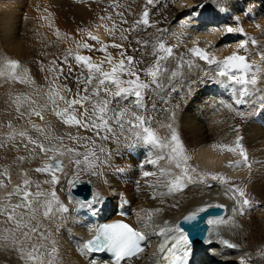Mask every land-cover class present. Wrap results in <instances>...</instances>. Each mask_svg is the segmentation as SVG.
Segmentation results:
<instances>
[{"label":"bare ground","instance_id":"6f19581e","mask_svg":"<svg viewBox=\"0 0 264 264\" xmlns=\"http://www.w3.org/2000/svg\"><path fill=\"white\" fill-rule=\"evenodd\" d=\"M182 3L188 7H182ZM113 4L118 5V0H0V69L4 68L7 60L18 61L21 68L17 70V73L23 75V69H27V74L34 81V83L21 84L12 80L8 71L4 75H0V145H2L0 146V172L7 170L11 175V181L0 176V179L7 184L6 189H0V199L4 197L7 191H12L16 184H22L25 178L21 175L23 172L27 173V179L41 183V190L47 191L49 189L48 185H43V181L49 177L34 171V168L43 166L45 161L27 159L24 162L19 161V156L28 157L29 152L24 149L21 140H7L11 133L27 131L34 139H40L48 146V141L33 130L32 125L37 124L45 128L46 132L52 136L69 137L71 134L72 136H88L95 139L94 134L90 131H88L89 134H86L84 129L77 130L76 127L63 124L51 111L50 103L43 112L44 120H40L38 117H32L29 120L27 116L21 118L16 111V101L19 97L20 111L22 112L27 111L30 100H35L36 105L33 106L39 107L46 102V94L50 87L53 90H58L61 95L69 99L67 90L64 88L65 85H61V82L58 81L60 74L53 70L55 66L51 63L52 56L57 53L59 47L65 45L60 44L63 45L60 46L58 43L68 41V33L71 31H68L69 29L75 28L81 21L87 23L94 20L104 7ZM129 4H131L129 7L132 11V6L135 3L130 2ZM194 4L193 0H174L171 3L166 0H154L151 5L156 7L153 9H159L164 14L162 17L164 26L170 20H174L172 24L178 28L179 33L173 32V34H177L175 36L178 37L175 39L176 43L182 44V47H178V50L173 54L171 61L169 60L163 68L170 71L174 63H181L186 65L182 67V71L189 72L190 76L184 80L177 79L168 87L166 84L172 77V75H168L162 83V88L147 91L149 102L154 103L156 108L168 106L162 114L157 113L156 108L147 106V118L150 121L147 126L153 128L158 135L163 137L170 138L175 133L183 143L186 154L190 158L187 161L189 167L195 168L197 172L201 173L223 175L229 182L242 188L247 199L256 200L254 203L251 202L254 207L244 215L234 216L232 209L235 204L234 200L230 198L232 193H225L228 185H221L210 180L209 183L213 185L210 189L204 185H189L181 192L166 197V203L161 204L159 192L165 189L147 187V185L157 184L165 179L157 166L148 163L160 154V149L155 143L149 142L144 133H142V137L134 135L135 145L142 146L143 151H147L146 157L148 158L143 160L141 164L144 171L156 173L155 176L148 178L140 175L138 180H134L136 174L131 171V167L138 166L135 156L136 154L143 156V152L136 146L127 149L123 145L120 138V135H123L122 129L126 130L125 136L129 137L132 134L128 129L130 119L123 117V127H120L115 123L114 115L111 114L112 111L116 112V109L108 108L110 112H107L106 117H110L113 131L102 134L108 135L109 139H97L95 146L89 144L88 148L81 147L82 152H89L95 147L99 156L95 174L83 175L93 178L98 185L95 197L85 204L71 197L68 188L62 185L53 186L60 201L70 211L63 214V223H59L57 217L51 222L50 227L48 220L38 217L45 227H49L50 239L56 241L55 247L58 251L49 257L54 264H89L88 255L80 254L77 241H84L88 231L91 230L92 225L89 224V221L98 222L99 219L105 218L108 214L113 219L120 218L116 215L119 201L121 204L126 201L127 205L135 208L131 222L136 221L140 224L137 220V213L145 215V219H147L146 214L153 212L151 225L159 226H163L165 221L175 225L177 220L207 203L226 204L228 213L223 217L225 223L211 225L209 238L201 247L209 246L212 243L213 235L219 232L225 237L222 236L220 241L208 247L221 254L222 257L217 259L218 264H231L230 258L232 257L234 261L239 263L241 260L237 255L243 251L240 244L247 247L242 259L251 264H264V0H225V13L219 8L220 10L216 11V13L219 12L218 15L213 14L217 8L203 13L199 9L194 11ZM142 6L141 9L139 8L140 10H137V18L143 15L144 8ZM242 6L250 9V11L247 15L239 16V10ZM119 8L123 11L121 6ZM54 12L60 16L59 21ZM125 12L124 15L127 18H134L132 17L133 14L128 11ZM125 12L123 11V13ZM185 13L187 15H184ZM50 15H53V18ZM202 15L211 18L214 22L208 27H202ZM42 18H47L44 24L45 30L41 29ZM164 19L167 21L165 22ZM156 22H160V19H157ZM184 22L188 24L187 27L182 25ZM163 25L162 27H164ZM158 26L157 28L161 29V26ZM229 26L232 28L231 32H228ZM57 27L59 30L61 29V32L59 31V35L54 37L58 31V29L55 31ZM72 32L74 31H71V34H73ZM247 32L249 34L244 35L245 38L248 37L245 41L239 34L243 35ZM180 35L184 38L183 40L180 39ZM253 40L255 43H252ZM244 41L247 42L246 48L252 56V61L255 62L254 66L256 63L259 66V70L256 73L253 72L255 74L250 72L258 77V83L249 85L246 94L240 92L243 86L232 84L226 78L218 76V71L215 70L217 64L208 63L207 65V62H202L203 60L189 51L199 47L211 52L210 56L214 61H223L233 54L240 55L239 49L245 43ZM68 46L67 43L61 50L68 48ZM148 66L150 65L147 62ZM41 67L44 68V71H40ZM171 72L173 70L168 74ZM206 73L208 78L205 77ZM54 77L58 78L54 79ZM189 82L193 83L192 89L189 88ZM148 83L150 84L151 81ZM159 87L160 83L154 88ZM188 94H190L191 99L185 97ZM58 106L64 108L66 105L63 101H58ZM239 109L241 113L238 112ZM242 113L244 117L241 115ZM77 114L78 118L81 117L80 113L77 112ZM260 121H263V124ZM9 123L12 125L11 128L8 127ZM163 125H167V127ZM237 137H243L242 143L249 160L247 164L241 163L240 167H230V162L242 161V157L228 152L221 145L228 144L235 147L233 142ZM67 144L72 146L73 143L68 140ZM31 147L29 145V148ZM100 147H103L105 151L99 152ZM57 159L61 158L57 157ZM48 162L52 163L53 161ZM160 165L168 166L167 161L160 162ZM108 168V175L116 188L114 192L108 191L103 179V171L108 170ZM120 168L125 170H119ZM61 181L63 183V177H61ZM31 191H36L34 184ZM117 191H119V200L113 196ZM153 194L157 196V199L151 198ZM18 199L19 197L14 196L11 202L16 203ZM173 204H176L177 207H170ZM157 208L162 209V211L156 213ZM236 222L240 223L242 230L235 226ZM57 224H59L58 227ZM151 225L148 228L149 233L155 228ZM8 226L4 222V218L0 217V232H3L4 228ZM222 240L235 245V247H227L221 243ZM150 241L152 245L157 246L162 243L163 238L151 236ZM50 250L51 246L46 251ZM166 254V252L153 254L150 263H154L156 259H162ZM224 258L229 260L226 261L227 259ZM0 264H19V262L15 260L14 256H5L0 253ZM30 264H35V262H30ZM103 264H107L106 260Z\"/></svg>","mask_w":264,"mask_h":264},{"label":"snow or ice","instance_id":"6c2138e0","mask_svg":"<svg viewBox=\"0 0 264 264\" xmlns=\"http://www.w3.org/2000/svg\"><path fill=\"white\" fill-rule=\"evenodd\" d=\"M153 2L154 0H147L142 17L134 21L136 29H141L143 26L149 28L154 26L153 23H150V13L147 10ZM110 7H118V5L113 4ZM182 7H188V5L182 3ZM193 10L195 11V8ZM206 11L207 9L205 8ZM117 14L123 15V13ZM184 15L187 14L185 13ZM215 15H218V13H215ZM213 22L211 18L202 15V27H208ZM121 24L128 25L129 30H132L128 20H122ZM182 25L187 27L185 22ZM163 31L164 29H157V44L154 46L153 55L158 56V58L151 67H147L145 70V75L153 81L164 71L162 61L168 60L174 54V46H166L159 36ZM231 31L232 28L229 26L228 32ZM57 35H59L58 32ZM89 39L97 43L100 42L99 38L90 32ZM125 39L128 38L125 37ZM135 42L136 44L141 43L140 40ZM252 43H255V40ZM110 47L121 50L120 54L122 57L118 64H114L110 72L104 71L101 63H93L91 56L80 54L74 56L75 62L81 68L86 69L88 73L86 76L81 73L80 76L76 77V83L84 85L83 94L77 92L74 98L68 100L58 90H53L50 87L46 94V102L39 107H34L33 105H36V101L30 100L28 102V109L25 112L20 111V98L17 97L16 111L19 113V117L23 118L27 116L29 120L32 117H38L40 120H44L43 112L49 107L50 103L51 111L63 124L90 131L95 136V139H93L88 136L81 137L69 134V140L75 144V147H73L65 144L63 137L52 136L46 132L45 128L33 124V130L39 133L44 140L48 141V146L40 139H34L27 131L13 132L7 137L8 141L21 140L24 149L29 152L28 157L19 156V161L24 162L26 159L32 161L44 160L43 166L34 168V171L46 174L49 177L43 181V185L49 186V189L44 191L41 190V183L27 179V173L23 172L21 175L25 178L22 184H16L12 191H7L4 197L0 199V217H3L4 222L9 225L4 228L3 232H0V253H3L5 256H14L19 264H30V262H35V264H54L49 257L55 255L58 250L55 247L56 241L50 239L49 227L51 226V222L57 217L59 218V223H63V214L68 213L70 210L60 201L53 186L62 185L69 189L75 188L78 183H85L80 180L81 175L91 176L95 174V169L99 163V156L95 147L89 152H80L78 149L81 147L88 148L89 144L95 146L97 139H109L108 135H103L102 133H111L113 131L110 121L105 118L108 106L113 100L129 94L139 98L143 95V90L148 87L147 82L141 79L140 73L133 70L132 65L136 62L135 58L132 55H127L123 45L116 43L111 45L105 44L99 51L107 54ZM246 47L247 42L241 45L242 49ZM82 48L87 51L96 50L89 43H83ZM189 51L200 60L219 65L218 76L220 78H227L232 84L243 86L240 90L242 94L247 93L249 85L258 83L256 75L249 77V72L253 66L245 56L233 54L223 61H214L205 49L195 47ZM160 52L164 53V55H159ZM106 58L109 63H114L111 55H106ZM51 63L55 66V61ZM61 63H68V56H65ZM20 68L21 65L18 61L7 60L4 68L0 69V75H4L8 71L10 78L14 81L21 84L34 83L32 78L27 74V69H23V75L17 73V70ZM53 70L63 74L62 68H54ZM40 71H44V68L41 67ZM68 72L69 74L73 72L70 65ZM125 75L130 77V79L125 80L121 78ZM45 79L47 80V77ZM93 81H96V83L93 84ZM65 87L67 86L65 85ZM67 90L71 91L70 88ZM101 92L110 99L99 100ZM58 101H63L66 106L60 108ZM77 106L83 109L82 116L79 118L76 114ZM125 112L118 111L114 113L115 123L120 127H123L122 120ZM133 118L136 123L133 124L132 120H129L128 123L132 124L133 128L141 129L146 139L149 142L155 143L160 149V154L156 155L148 163L149 165L157 166L161 175L165 176V179L157 184L147 185V187L165 189L159 192L161 204L166 203V197L181 192L183 189L188 188L189 185H204L210 189L213 187L209 183L210 180L218 182L221 185H228L225 193H232L230 198L234 200L235 204V207L232 209L234 216L244 215L254 207L251 201L246 198L245 191L235 186L234 183L229 182L223 175L201 173L197 172L195 168L189 167L187 161L190 158L186 154L183 143L175 133L170 138L160 136L153 128L147 126L150 124L147 117L133 115ZM163 126L167 127V125ZM8 127H12L11 123L8 124ZM135 134L138 135L139 132ZM52 141H58V143H52ZM242 141L243 137H237L235 147L228 144L221 145L228 152L242 157V161L230 162V167H240L241 163L247 164L249 160ZM29 145L32 147L29 148ZM98 151L102 153L105 149L100 147ZM57 157L61 159H57ZM48 161H56V163L53 164ZM162 161H167L168 166H161L160 162ZM143 175L145 178H148L155 176L156 173L145 171ZM0 176H4L8 181H11V175L7 170L0 172ZM61 177H63V183ZM33 184L36 188L34 192L31 191ZM6 188L7 184L4 183V180L0 179V189ZM14 196L19 197L16 203L11 202ZM151 198L157 199V196L153 194ZM86 203L87 199H85ZM170 207L175 208L177 205L173 204ZM224 207L222 204H204L189 212L181 223L170 225L168 221H165L163 226H156L148 235L124 222L108 224L98 229L92 239L87 241L78 240L77 246L81 255L108 252L115 257V264H122V262L126 264L128 260L138 257L144 251V247L147 246V241L151 236H158L163 238V242L159 245V251L160 253H167L162 259L168 261V264H195V244L203 232L201 225H222L225 223L224 219L219 216H206L205 214L209 213L212 209ZM160 211H162L160 208L155 210L156 213ZM153 215V212H148L146 214L147 219H145V215L137 213V220L142 228L146 229L150 227ZM38 217L48 220L49 227H45ZM58 226L59 224H57ZM221 243L227 247H235V245L224 240ZM50 246L51 250L46 251ZM89 264H95L94 257H89Z\"/></svg>","mask_w":264,"mask_h":264},{"label":"rangeland","instance_id":"374dc122","mask_svg":"<svg viewBox=\"0 0 264 264\" xmlns=\"http://www.w3.org/2000/svg\"><path fill=\"white\" fill-rule=\"evenodd\" d=\"M166 1H168V3H171V2H173L174 0H166ZM205 1H209V0H201V3L202 2H205ZM211 1V0H210ZM215 1H219V2H221L222 4L224 3L225 4V0H215ZM121 2V3H120ZM127 2V3H126ZM135 3V4H133V6H132V11H130L131 10V8L129 7V5L131 6V4H129V3ZM147 2V0H125V1H121V0H119V3H120V5L122 6V5H124L125 3V5H124V7H122V9H123V11L125 12V11H128V12H130V14H133L132 15V17H134V18H128V21L129 22H131V28H132V30L130 31L129 30V27H128V25H123V24H121V21L122 20H127V17L124 15V14H126V12L125 13H123V11H115V10H113V8L114 7H106V8H104V9H102V12H101V14L100 15H98V16H96V18L94 19V20H92V21H89V22H85V21H81L75 28H73V29H69L68 31H74V32H72L73 34H71V31H70V33H68V37H67V39H68V41L66 42H59L58 44L60 45V44H67L68 43V48H65V49H63V53H62V56H61V59L63 60L64 58H65V56H68V63H66V64H62V69H63V74H60V78L58 79V81L59 82H61V85H63L64 86V82L67 80V79H65V75L71 80V82H72V84H74V86L76 87V88H79V89H81V88H83V84L81 83V84H77L76 83V77L77 76H80L81 75V71H80V69L78 68V64L75 62V60H74V56L76 55V54H80V55H87L88 54V51L87 50H85V49H83L82 48V44L83 43H89V44H92L93 46H97V42H94V41H92V40H90L89 39V32L92 34V35H94V36H97L98 38H100L101 36H103L102 38V40H100L99 39V41H102V42H104L105 44H108V43H116V44H121V45H123V47H124V49H126V48H128L129 47V38H130V36L133 34V33H135L136 32V27H135V24H134V21L136 20V19H139V18H137V16H138V9L140 8L141 9V6L142 5H144V6H142L143 8L145 7V5L147 4L146 3ZM238 3H240V2H238ZM246 3H248V2H246ZM139 4H140V6H139ZM142 4V5H141ZM127 5V6H126ZM138 5V6H137ZM242 5V4H241ZM225 8H226V4L225 5H223ZM236 6H237V4H236ZM153 8H156V7H152V6H150V7H148V12L150 13V23H153V27L152 28H149V27H147V26H143L141 29H139L140 31H142L140 34H138V37H139V40L141 41V43H142V41H147V47L144 49V51L142 52L141 51V49H140V47H141V44H140V47H137V45H133V47L135 48V47H137V49H135V59L138 61H136L137 62V65L135 66V64H136V62L132 65V68L135 66V69H134V71H137V72H139L140 73V75H141V79L142 80H144L145 82H149V81H151V82H153V80L151 79V78H149V77H147L146 75H145V70H146V68H147V62H148V64L150 65V66H148V67H151L153 64H154V62H155V60L153 59V58H147V57H149L150 56V53H151V51L152 50H155V49H153L152 47H149V46H152V45H154V44H157V34H155V33H157V29H159V28H157V27H159L158 25H160L161 26V29H164L165 28V26L163 25L164 24V22H163V19H162V17L164 16V14H162L161 13V11L159 10V9H153ZM215 8H217V7H212V9H215ZM261 8V7H260ZM51 9H54V8H51ZM119 9H121V8H119ZM139 9V10H140ZM247 11H246V10ZM196 10H198V9H196ZM200 10V9H199ZM208 10V9H207ZM220 9L219 8H217V9H215L214 10V12L216 13V11H219ZM240 12H239V16L240 15H247L248 14V12L250 11V9H247L245 6H242L241 7V9L239 10ZM201 12L203 13V12H205V10L204 11H202L201 10ZM247 12V13H246ZM55 13L56 12H54V15H55ZM117 13H123V15H118ZM215 13H213V14H215ZM219 13V12H218ZM135 14V15H134ZM158 16H160V17H158ZM50 17L51 18H53V15H50ZM55 17H57L58 18V21H59V18H60V16L58 15V13H56V15H55ZM54 17V18H55ZM103 17V18H102ZM158 17V18H157ZM234 17V16H233ZM109 18H111V19H109ZM164 18H166V17H164ZM189 18H192V17H189ZM131 19V20H130ZM156 19V21H157V19H160V22H156V21H154ZM165 20V22L167 21V19H164ZM184 21V20H183ZM256 21V20H255ZM163 22V23H162ZM178 22V21H177ZM176 22V23H177ZM40 23H42V21L40 22ZM175 23V24H176ZM180 23V22H179ZM256 23V22H255ZM187 24V23H186ZM130 25V24H129ZM162 25L164 26V27H162ZM188 25V24H187ZM82 27V28H80V27ZM87 26V27H86ZM175 27V25L174 24H172L168 29H167V31L169 32H167L166 33V38H167V41L168 42H172L173 40H175V39H177L178 37H175V36H177V34H173V32L175 33L176 32V30L177 31H179L178 30V28H174ZM145 27V28H144ZM80 28V29H79ZM173 28V29H172ZM57 29H58V27L56 28V30L55 31H57ZM176 29V30H175ZM171 30H173V31H171ZM61 32V29L59 30L58 29V33H60ZM65 31L66 32H68L66 29H65ZM78 32V34H77V32ZM98 32V33H97ZM102 32V33H101ZM105 32V33H104ZM110 32V33H109ZM142 33H144V34H142ZM178 33V32H177ZM71 34V35H70ZM105 34V35H104ZM245 35H247V34H249V32H247V33H244ZM57 35V34H56ZM161 35V37H163V35H164V32L161 34H159V36ZM54 36H55V34H54ZM58 36V35H57ZM56 36V37H57ZM106 36V37H105ZM108 36V37H107ZM146 36V37H145ZM181 36V35H180ZM70 37V38H69ZM125 37H127L128 39H125ZM160 37V38H161ZM172 37V38H171ZM182 37V36H181ZM164 38V37H163ZM183 38V37H182ZM171 39H173V40H171ZM184 39V38H183ZM246 39V38H245ZM106 41V42H105ZM57 42H58V38H57ZM180 42V41H179ZM174 44H176L177 45V43H176V40L174 41ZM63 45H60V46H63ZM64 45V46H65ZM63 46V47H64ZM171 46V45H170ZM178 46V45H177ZM63 47H59L60 49H62ZM67 47V46H66ZM70 47V48H69ZM180 47H182V46H180ZM245 49V50H244ZM77 50V51H76ZM176 50H178V49H176ZM247 50V48H243V50H242V48H240L239 49V53H240V55L242 56V55H247L246 53H245V51ZM208 51V50H207ZM248 51V50H247ZM91 53H94V51H90ZM111 52V51H110ZM130 52H131V50H130ZM176 52V51H175ZM174 52V53H175ZM68 53H69V55H68ZM101 53V55L99 56V58H96V57H94V56H92V62L93 63H101L102 64V66H103V70H105V71H108V72H110L111 70H112V67L114 66V64H116L117 62H119V60H120V56L117 54V53H114V56L113 55H111L112 56V58H113V61H114V63H109L108 61H107V58H106V56H105V53H103V52H100V51H96V54H100ZM111 54V53H110ZM139 54H142L143 56H145L147 59H144V63L143 62H139L140 61V59L142 58L141 56H139ZM212 53L211 52H209V55H211ZM248 54H249V52H248ZM156 59H157V57H155ZM54 59H55V61H57L58 60V57L57 58H55L54 57ZM220 60V59H219ZM165 62H167V60L166 61H162V64H164ZM255 63V62H254ZM213 64V63H212ZM69 65L72 67V69H73V72L71 73V74H69V72H68V68H69ZM207 65H208V63H207ZM251 65H254V64H251ZM259 66L257 65V63H256V66H253V68H252V70L250 71V72H255L256 73V71H258L259 70V68H258ZM55 68H57L56 66H55ZM218 68H219V65H216L215 66V70L216 71H218ZM67 71V72H66ZM84 72H85V74L86 75H88V73H87V70L86 69H84ZM249 72V73H250ZM252 73H250V74H252ZM255 73H253V74H255ZM65 74V75H64ZM179 74H181V73H179ZM179 74H178V76H179ZM252 74V75H253ZM171 75H173V73L171 74ZM205 77L206 78H208V74L206 73V75H205ZM122 79H123V77H121ZM125 80H127V79H130V77H126V78H124ZM167 79V78H166ZM227 79V78H226ZM165 79H163L162 80V83H163V81H164ZM170 80V79H169ZM174 81H176L175 80V78H173V80H172V82H174ZM58 82V83H59ZM96 83V81L95 82H93V84H95ZM160 84V87L159 88H154V87H152L151 89L152 90H159L160 88H162V85L163 84ZM149 84V83H148ZM64 88H65V86H64ZM71 89V88H70ZM67 90V89H66ZM113 90H114V86H113ZM149 90V88L147 87L146 89H144L143 90V95L141 96V97H139V98H137L135 95H131V94H129V95H124V96H126L127 97V101L126 102H124V104H122V107H121V110H125L126 108V112L131 116V118L134 120V122L136 123V121H135V119L133 118V115H143V116H145V114H144V110H143V105H142V100H146L147 101V91ZM90 91H91V89H90ZM76 93L77 92H75V93H72V95L73 96H71V95H69V92H68V90H67V95H68V100H70V99H72V98H74L75 97V95H76ZM81 94H82V92H80ZM122 97V96H121ZM121 97H119L118 99L120 100L121 99ZM149 98V97H148ZM132 103V104H131ZM125 106H128V107H126L125 108ZM130 107V108H129ZM123 108V109H122ZM129 109V110H128ZM131 110H133V111H131ZM80 111H83V109H81V108H79V106H77V112L78 113H80V115L82 116V113L80 112ZM108 111H109V109H108ZM157 111V110H156ZM174 111V110H173ZM110 112V111H109ZM116 112H117V110H116ZM133 112V113H132ZM175 112V111H174ZM114 113H115V111H112L111 112V114H113L114 115ZM159 113V112H158ZM160 114H162V112H160ZM106 119H108L109 121H110V117H106ZM122 122H123V120H122ZM110 123H111V121H110ZM126 127V126H125ZM126 128H128V127H126ZM130 131H131V136L129 135V137H127V136H123V135H120V138L121 139H123V138H125V139H133V140H135V134H133V131H132V129L129 127L128 128ZM86 134H89V132L88 131H86ZM59 137H63L64 138V143L65 144H67L68 143V140H69V138L68 137H65V136H59ZM52 142H56V143H58V141H52ZM72 146L73 147H75V144H72ZM78 150H80V152H82V149L80 148V149H78ZM148 158V157H147ZM145 160H146V158H145ZM42 175H45V174H42ZM80 178H82V177H80ZM19 200V199H18ZM251 202H256V200L254 201V199H249ZM18 202V201H17ZM240 226V225H239ZM242 237H244V236H242ZM263 251H264V249H263Z\"/></svg>","mask_w":264,"mask_h":264},{"label":"water","instance_id":"95a60500","mask_svg":"<svg viewBox=\"0 0 264 264\" xmlns=\"http://www.w3.org/2000/svg\"><path fill=\"white\" fill-rule=\"evenodd\" d=\"M79 184H77V186H78ZM83 186H87V184H83ZM74 189V188H73ZM90 194H91V191L89 190L88 192H85L83 195H84V197H85V199H89L90 197ZM224 213V211H223V208H221V209H212V210H210L209 211V213H207V214H205L206 216H218V215H222ZM183 221V219L180 221V223ZM186 227V226H185ZM201 227L203 228V232H202V234H201V236H200V238H199V240H198V244H200L202 241H203V239L205 238V236H206V232H207V229L209 228V226L207 225V224H203V225H201Z\"/></svg>","mask_w":264,"mask_h":264}]
</instances>
